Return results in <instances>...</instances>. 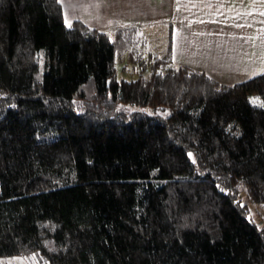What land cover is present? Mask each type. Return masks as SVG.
<instances>
[{
  "label": "trees",
  "instance_id": "16d2710c",
  "mask_svg": "<svg viewBox=\"0 0 264 264\" xmlns=\"http://www.w3.org/2000/svg\"><path fill=\"white\" fill-rule=\"evenodd\" d=\"M139 44L0 0V257L264 264L240 202L264 204V70L223 83ZM122 51L146 75L117 79Z\"/></svg>",
  "mask_w": 264,
  "mask_h": 264
},
{
  "label": "crops",
  "instance_id": "0c3cea01",
  "mask_svg": "<svg viewBox=\"0 0 264 264\" xmlns=\"http://www.w3.org/2000/svg\"><path fill=\"white\" fill-rule=\"evenodd\" d=\"M66 24L112 35L135 28L137 52L203 71L223 83L264 70V0H58Z\"/></svg>",
  "mask_w": 264,
  "mask_h": 264
},
{
  "label": "rangeland",
  "instance_id": "374dc122",
  "mask_svg": "<svg viewBox=\"0 0 264 264\" xmlns=\"http://www.w3.org/2000/svg\"><path fill=\"white\" fill-rule=\"evenodd\" d=\"M114 66H115L117 79L131 80L137 77L138 73H141L142 75H146L147 73V70L140 69L139 65L136 62L128 60L127 51L125 52L122 51L121 53L118 54L117 52H115ZM145 111L151 113V111L148 109H146ZM240 202L244 203L248 208L247 217L251 221H253L258 227L264 228V204H256L250 202L241 189H240ZM0 264H46V263H44L42 259L37 257L36 254H31L29 256L0 257Z\"/></svg>",
  "mask_w": 264,
  "mask_h": 264
}]
</instances>
